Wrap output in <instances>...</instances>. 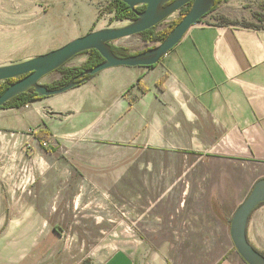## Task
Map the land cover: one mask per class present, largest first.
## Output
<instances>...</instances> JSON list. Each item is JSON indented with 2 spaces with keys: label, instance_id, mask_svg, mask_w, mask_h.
<instances>
[{
  "label": "crops",
  "instance_id": "0c3cea01",
  "mask_svg": "<svg viewBox=\"0 0 264 264\" xmlns=\"http://www.w3.org/2000/svg\"><path fill=\"white\" fill-rule=\"evenodd\" d=\"M77 1L72 12L92 8L87 22L78 12L59 25L51 9L17 24L18 39L37 41L23 61L82 30L125 25H102L100 7ZM248 2L220 3L158 64L106 69L62 94L0 108V264H167L168 249H152L146 240L179 242L185 258L246 264L230 237L232 170L219 165H264V23L253 16L263 3L248 8ZM87 59L76 56L66 67ZM42 129L50 133L46 146L34 137ZM140 151L145 157L154 152L161 166L152 168L149 160L136 168ZM136 176L146 178L144 189L152 191L154 177L166 192L179 194V211L166 220L175 231L150 232L143 245L113 239L93 260H77L59 235V227L73 231L85 221H73L72 208L119 207L135 194ZM246 233L264 256V203Z\"/></svg>",
  "mask_w": 264,
  "mask_h": 264
},
{
  "label": "rangeland",
  "instance_id": "374dc122",
  "mask_svg": "<svg viewBox=\"0 0 264 264\" xmlns=\"http://www.w3.org/2000/svg\"><path fill=\"white\" fill-rule=\"evenodd\" d=\"M89 3L96 4L97 9L100 11V24L112 25L116 21H112L113 15L109 14L108 6L109 0H88ZM251 0L247 3V7L257 8L260 4H264L263 1H259V5L256 3L258 0ZM99 3V5L97 4ZM255 3V4H254ZM75 4V7L79 6L77 0H0V66L11 65L23 61L30 57V55L36 51L33 46L37 41L32 39L20 40L17 38V24L23 22L26 24L29 20L31 12H39V17L46 14L49 10H57L56 19L59 25L62 22H68L76 14L81 16L84 22H87L89 13L92 8L82 10L77 9L72 12L71 6ZM251 4V5H250ZM75 14V15H74ZM179 18V12L173 15L166 22L160 24L157 30H162L173 20ZM23 20V21H20ZM130 21L118 22L117 24H128ZM90 32L82 30L80 36L82 37ZM74 40V39H73ZM72 41L68 37L58 41L55 49H58L68 42ZM118 45H126V48L132 52H139L145 50L148 46L142 40L140 35L131 36L126 39L117 41ZM52 49V50H55ZM49 51H45L41 54H45ZM39 54V55H41ZM38 56V55H37ZM60 78V73L56 72L44 78L42 83L53 84ZM1 135V134H0ZM1 147V146H0ZM136 168H142L144 164L147 165L151 160L152 168H159L160 161L154 152L148 154L145 157L143 153L138 152L136 154ZM228 165V164H227ZM227 165H219L220 169L231 168L232 170V192L229 199V207L232 211V217L239 207V205L246 199L251 192L254 184L264 179V165L257 163H231ZM149 167V166H148ZM146 178L136 176V190L135 194L128 201L127 199L121 200L119 207L111 206L110 203H104L103 207H96L91 204V207L86 209L72 208L71 216L73 221L85 220L83 223H77L73 226V231L70 230V226L59 227V235L64 240L66 250H70L72 255L84 259L85 261L93 260L94 254H101L103 248L110 243L113 239L123 241H133L143 245L145 239L149 238L150 232L160 230L162 228L167 229L168 232L175 231V225L170 226L166 224V220L170 217L177 215L175 206L179 205V194L177 192H166L165 187H161L157 179L156 186L152 184V191L150 189H144L143 185L146 183ZM4 185V184H3ZM32 186V184L30 185ZM4 189V187H3ZM29 189V186L26 187ZM83 192H79L77 195H82ZM74 196L73 200L76 199ZM106 193H104V199H107ZM89 200L94 203V198ZM0 208V222L2 219V212ZM232 220V219H231ZM87 222V223H86ZM2 225L0 224V231H2ZM226 226V231L228 232ZM166 231V230H165ZM169 236H172L171 234ZM54 240L52 239V242ZM147 243H152V249L167 248V264H213L219 259V257H181L179 255V242L169 240H158ZM202 246V244H201ZM234 248V245L232 243ZM76 262V260H74Z\"/></svg>",
  "mask_w": 264,
  "mask_h": 264
},
{
  "label": "water",
  "instance_id": "95a60500",
  "mask_svg": "<svg viewBox=\"0 0 264 264\" xmlns=\"http://www.w3.org/2000/svg\"><path fill=\"white\" fill-rule=\"evenodd\" d=\"M120 1L129 6L131 10L141 6H146V8L142 12L135 11L137 18L123 26L92 31L45 54L15 64L0 66V82L22 77L0 95V107L30 88L40 97H50L67 92L84 83L85 78L80 81L73 80L61 88L49 89L42 83V79L86 51H98L104 61L94 68L85 70L83 76H94L114 67H150L158 64L181 41L192 26L210 13L215 3V0ZM190 2L192 5L188 13L159 45L130 57H118L112 52L110 45L121 39L139 35L166 22ZM262 203H264V179H260L254 184L251 192L239 205L230 222L232 243L246 264H264V256L249 243L246 233L251 214Z\"/></svg>",
  "mask_w": 264,
  "mask_h": 264
},
{
  "label": "trees",
  "instance_id": "16d2710c",
  "mask_svg": "<svg viewBox=\"0 0 264 264\" xmlns=\"http://www.w3.org/2000/svg\"><path fill=\"white\" fill-rule=\"evenodd\" d=\"M223 1L225 0H215L214 6L212 7L210 13L213 12L215 9H217L220 3H222ZM191 5H192V2L182 7L181 10L179 11V18L173 20L162 30H157V27L159 26L158 25V26H155L139 34L146 45H151V46H148L145 50H148L152 47L159 45L171 33V31L180 23L183 17L190 10ZM145 8L146 6H141V7H136L135 10H131L129 6H127L125 3H123L120 0H109L108 11H109V14L113 15L111 19L112 21H124V20L134 21L137 18L135 11L142 12L145 10ZM261 10L263 12L253 13V16L258 22L264 23V4L261 6ZM243 24L249 25L248 23H245V22ZM110 48L112 52L118 57H130V56H133V55H136L142 52V51L132 52L130 49L126 47L118 46L115 44L110 45ZM82 54L88 55V59L85 64H83L80 67H71V68L66 67L67 64L63 65L56 71L60 73V78L53 84H46L45 86L48 87L49 89H57V88H61L69 84L73 80L80 81L83 78H85L87 81L88 79L93 77V76H83V72L87 69H91V68L98 66L104 61V59L100 55V53L96 50L86 51L79 55H82ZM21 78L22 77L15 78V79H9L4 82H0V95H2L12 84L16 83ZM159 87H160V84H159ZM142 90L143 92H146L145 88H143ZM42 98H45V97H40L37 93H35V91L32 88H30L26 92L21 93L17 95L16 97L12 98L0 108H20L36 100L42 99ZM40 134H46V137L43 139L40 137ZM49 135L50 133L48 131L42 129L36 132L34 134V137L39 138V140H41L42 142V141H47L49 139ZM42 145H43V142H42ZM47 151L52 152L53 150L47 148Z\"/></svg>",
  "mask_w": 264,
  "mask_h": 264
},
{
  "label": "built area",
  "instance_id": "2783aa9c",
  "mask_svg": "<svg viewBox=\"0 0 264 264\" xmlns=\"http://www.w3.org/2000/svg\"><path fill=\"white\" fill-rule=\"evenodd\" d=\"M43 146H46V143H43Z\"/></svg>",
  "mask_w": 264,
  "mask_h": 264
}]
</instances>
